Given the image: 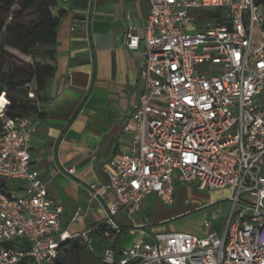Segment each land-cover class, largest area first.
I'll return each mask as SVG.
<instances>
[{
  "label": "built area",
  "instance_id": "obj_1",
  "mask_svg": "<svg viewBox=\"0 0 264 264\" xmlns=\"http://www.w3.org/2000/svg\"><path fill=\"white\" fill-rule=\"evenodd\" d=\"M149 1L144 34L129 31L125 39L129 48L144 44L146 75L123 125L128 146L110 159L107 184H93L90 192L115 194L102 222L72 235L63 229V207L32 166L40 121L31 114L5 116L9 100L0 97L6 99L0 104V264H47L70 237H82L96 252L94 229L113 243L123 232L116 215L135 214L153 192L172 204L176 178L232 190L223 230L205 219L202 235L137 236L119 255L106 247L103 261L264 264V6L259 0ZM5 178L22 179L24 193L9 194ZM83 214L79 208L76 218Z\"/></svg>",
  "mask_w": 264,
  "mask_h": 264
},
{
  "label": "crops",
  "instance_id": "obj_2",
  "mask_svg": "<svg viewBox=\"0 0 264 264\" xmlns=\"http://www.w3.org/2000/svg\"><path fill=\"white\" fill-rule=\"evenodd\" d=\"M150 10L149 0H58L53 9L61 14L57 70L39 110L31 114L40 121L31 153L32 166L40 169L54 203L63 207L62 226L70 235L105 220L107 201L115 198L106 188L93 197L90 192L95 191L93 184H107L110 159L128 146L123 125L145 88L146 75L144 44L129 48L125 39L129 31L144 34ZM71 167L74 172H68ZM191 184L176 178L172 204L153 192L144 197L135 214L121 211L116 219L123 232L113 243L103 239L94 246V253L101 257L98 250L110 246L119 255L137 236L151 240L156 232L171 231V226L202 235L205 219H211L212 228L221 232L228 214L217 222V211H194L218 200L219 190L228 191L231 202L232 190L207 188L211 194L198 193L190 199ZM79 208L84 214L76 218ZM196 215H200L198 226L191 220ZM133 227L135 233L130 232Z\"/></svg>",
  "mask_w": 264,
  "mask_h": 264
},
{
  "label": "trees",
  "instance_id": "obj_3",
  "mask_svg": "<svg viewBox=\"0 0 264 264\" xmlns=\"http://www.w3.org/2000/svg\"><path fill=\"white\" fill-rule=\"evenodd\" d=\"M259 2L264 6V0ZM57 3L58 0H0V97L4 94L9 100L5 109L7 117L19 118L37 112L42 96L56 74L55 46L61 21V14L53 11ZM262 25L264 27V20ZM8 46L32 56V61L15 67L14 55ZM1 184L6 187L5 180ZM92 233L97 245L106 239L100 228ZM106 243L109 244L107 239ZM86 247L82 237L67 238L57 257L47 264H83ZM63 251L70 253L67 262L61 259ZM100 264L119 263L101 260Z\"/></svg>",
  "mask_w": 264,
  "mask_h": 264
},
{
  "label": "rangeland",
  "instance_id": "obj_4",
  "mask_svg": "<svg viewBox=\"0 0 264 264\" xmlns=\"http://www.w3.org/2000/svg\"><path fill=\"white\" fill-rule=\"evenodd\" d=\"M41 46H44V45H41ZM7 48L14 55L12 60H13L15 67H22L24 65L25 61H32V59H33L32 56H28V55L22 53L20 50L14 48V47L8 46ZM25 66H26V64H25ZM5 180H6L5 182L7 183V187H8L7 190L9 192V194L15 195V194H23L24 193V191L22 189H19V187L24 184V181L22 179L5 178ZM191 185H193L194 190L190 193L188 192L189 193L188 197L190 199L195 197L198 193H203V194H211L212 193L211 192L212 190L209 191V190H207V188L206 189H199L197 187V185L194 183H192ZM213 189H215V188H213ZM217 194H218V200L213 201L212 203L207 204L204 207H202L201 209L195 210L194 212H196V213L200 212L201 213L204 210L210 211V212L217 211V214H218L217 215L218 216L217 222L223 221V218H225L229 212L231 202L227 199V196L229 195L228 191L219 190V192ZM200 215H196L194 218L191 219V220H193V224L195 226H198L200 224L199 223V220H200L199 216ZM169 229L177 230V231H183V230H181V228H179L177 226L176 227L171 226ZM193 232H195V231H193ZM93 245L95 247H97V244L95 242H93ZM98 252L102 255L104 251L102 252V251L98 250ZM69 255H70V253L68 251H63L62 255H61V259H63V261L67 262L70 259ZM82 261H83V264H100L101 263V259L91 250L84 251Z\"/></svg>",
  "mask_w": 264,
  "mask_h": 264
},
{
  "label": "bare ground",
  "instance_id": "obj_5",
  "mask_svg": "<svg viewBox=\"0 0 264 264\" xmlns=\"http://www.w3.org/2000/svg\"><path fill=\"white\" fill-rule=\"evenodd\" d=\"M6 101V99L2 98L0 101V104L3 105V103Z\"/></svg>",
  "mask_w": 264,
  "mask_h": 264
}]
</instances>
